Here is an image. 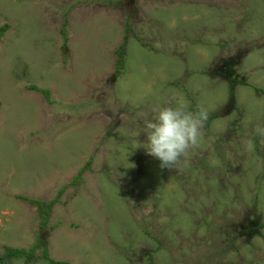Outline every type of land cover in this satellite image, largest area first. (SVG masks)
<instances>
[{
    "label": "rangeland",
    "instance_id": "obj_1",
    "mask_svg": "<svg viewBox=\"0 0 264 264\" xmlns=\"http://www.w3.org/2000/svg\"><path fill=\"white\" fill-rule=\"evenodd\" d=\"M4 26L0 264H49L9 255L39 239L69 264H264V0H0ZM185 100L200 146L161 169L143 124ZM23 197L55 202L44 230Z\"/></svg>",
    "mask_w": 264,
    "mask_h": 264
},
{
    "label": "clouds",
    "instance_id": "obj_2",
    "mask_svg": "<svg viewBox=\"0 0 264 264\" xmlns=\"http://www.w3.org/2000/svg\"><path fill=\"white\" fill-rule=\"evenodd\" d=\"M208 116L202 105L192 109L186 100L155 108L143 124L147 154L160 162L161 169L180 167L200 146Z\"/></svg>",
    "mask_w": 264,
    "mask_h": 264
},
{
    "label": "trees",
    "instance_id": "obj_3",
    "mask_svg": "<svg viewBox=\"0 0 264 264\" xmlns=\"http://www.w3.org/2000/svg\"><path fill=\"white\" fill-rule=\"evenodd\" d=\"M7 30V26H4L0 29V38L3 36V34L5 33V31ZM65 29L63 30V34H65ZM233 66V64H230L228 66L229 69H231V67ZM122 68V67H121ZM120 68V69H121ZM119 69V70H120ZM232 70V69H231ZM232 74H234V72L232 71ZM225 76V75H224ZM226 77V76H225ZM228 78V77H226ZM232 83L233 82H237V83H243L242 81H235L234 80H230ZM31 90L33 91H40L41 93H43L45 95V97L48 99L49 98V94L50 91L47 89H40L38 86L32 85L31 87H29ZM231 92H233V88L234 85L231 86ZM258 90V89H256ZM261 92H264L263 90ZM216 115H212L210 118H216ZM88 169L86 166L80 171V175H78L75 179L76 181H78V179L80 180L81 175L85 172V170ZM23 199L32 204V205H36V207H38V209L40 210L41 213V218H42V224H41V228L42 230H44L46 228V225L48 224L49 218H50V212H51V208L54 205L55 202H51L49 203V205L47 206V208L45 207V203L42 201H35V200H31L27 197H23ZM261 227H264V225H262ZM43 247V254L39 257L41 259H44L45 261H48L49 264H69L67 262H58L55 260H52L49 258V254H48V248L45 246L44 241L41 239H39L37 241V243L29 250L26 249H8L9 255H11V257L17 258V259H26V260H30L33 258H36V250ZM38 259V258H37Z\"/></svg>",
    "mask_w": 264,
    "mask_h": 264
}]
</instances>
